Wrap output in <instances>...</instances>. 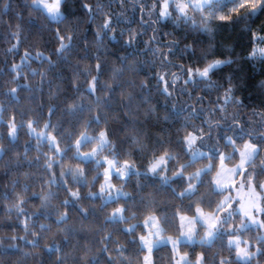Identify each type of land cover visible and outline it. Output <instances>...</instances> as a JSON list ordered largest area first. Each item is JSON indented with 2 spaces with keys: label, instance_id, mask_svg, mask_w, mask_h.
<instances>
[{
  "label": "snow or ice",
  "instance_id": "obj_1",
  "mask_svg": "<svg viewBox=\"0 0 264 264\" xmlns=\"http://www.w3.org/2000/svg\"><path fill=\"white\" fill-rule=\"evenodd\" d=\"M17 7L0 0V22L14 11L17 21L0 34V264H264V102L249 108L223 67L264 64V0ZM225 29L243 38V56L235 40L217 51ZM205 35L214 43L197 55ZM112 41L133 51L108 82ZM144 65L143 123L110 128L123 73Z\"/></svg>",
  "mask_w": 264,
  "mask_h": 264
},
{
  "label": "clouds",
  "instance_id": "obj_2",
  "mask_svg": "<svg viewBox=\"0 0 264 264\" xmlns=\"http://www.w3.org/2000/svg\"><path fill=\"white\" fill-rule=\"evenodd\" d=\"M89 3H94L95 0H87ZM75 9H70V12L75 13ZM77 22L73 19H69L68 24L65 26V30H71L76 27ZM202 41L198 42L197 47V55L201 53V51L207 52L208 51V45L210 43H214L207 37L206 35L203 37ZM131 55V53L129 54ZM238 55L243 56V51H241ZM214 57L209 54L208 59H213ZM136 59H139L137 57ZM107 71L105 72L102 79L104 81H109V77L111 76V69L114 67H120V63L117 61V59H113L111 55V50H109V54L107 57ZM226 73L231 72L234 76L239 77V79L236 81L238 86L246 85V81L249 77L255 78L257 76L260 77V79L255 83L254 88L258 92V89L260 87V82L264 81V75H261V73H264V64L262 65H256L249 63L246 59H239L235 61L231 65H224ZM148 66L144 65L142 71L140 72H130L125 70L122 76V83L118 86L120 90L123 91V97H120L119 91L114 93V102H113V113L115 116L118 117V119H113L112 114H110L109 119V127L112 129H119L122 124L131 122L133 118H136L139 122L143 123L145 117L143 114V106L140 107L139 111L137 110V104L139 103V97L142 95L141 89L139 87L140 81L143 79L144 71H147ZM95 75V73H93ZM130 81H135V86H133ZM132 94L134 97H136L135 100L132 102L129 101L128 97L129 94ZM103 95V93H101ZM153 132L157 131L156 128L152 129ZM115 139L117 143L123 142V133L116 132L115 133Z\"/></svg>",
  "mask_w": 264,
  "mask_h": 264
},
{
  "label": "trees",
  "instance_id": "obj_3",
  "mask_svg": "<svg viewBox=\"0 0 264 264\" xmlns=\"http://www.w3.org/2000/svg\"><path fill=\"white\" fill-rule=\"evenodd\" d=\"M77 2L79 3V0H77ZM19 5H22V0H14V8L16 10H19V8L17 6ZM24 15L25 17H27V11L24 12ZM16 19H15V11L13 13H11L10 15H4L3 16V20L2 22H0V34L3 33L4 29L7 27L8 24H12L13 26L15 25L16 23ZM133 27H135V25H133ZM171 26H169V29H170ZM165 30H168V29H165ZM178 34H179V30H178ZM92 35V30L91 28L89 29L88 31V36L91 37ZM148 35H151V33L149 32ZM146 39V37H144ZM221 38H224V39H227L229 41L231 40H235L236 42V49L238 52H241L242 51V48H241V41H242V37H240L235 31H233L232 29H225L221 36L218 37V40H217V51L219 52V40ZM204 39V38H202ZM51 40V37L45 33L44 35V41L46 43H44L42 46L44 49H51L52 47V43H49L48 41ZM116 45V42L115 41H112L110 44H109V48L111 50V55H112V58L115 59L117 58L118 56L124 54L125 52H128V53H131L133 51V48L127 46V45H124L122 47L120 46H115ZM8 45L3 43L2 42V35H0V49H3L5 47H7ZM143 39L140 40V42L138 43V45L135 46L136 50H137V53H138V50L140 48H143ZM22 54V51L21 53ZM139 54V53H138ZM141 58H143V56L141 55ZM16 61L19 62V55L16 56ZM191 58L190 57H184L183 60L184 62H188ZM0 60H2V57H0ZM37 66V63H33V67H36ZM173 70H176V69H173ZM150 77L152 76V72L149 71L147 73ZM65 75L66 76H70L71 75V72L69 69H65ZM261 75H264V73H261ZM260 79L259 76L255 77V78H252V77H249L246 81V85H241L240 86V91L237 93L238 95H243V98L245 99V103L248 104V107L251 108V107H254V106H259L262 102H264V98H262L260 96V94L255 90L254 88V85L255 83ZM249 93H251V95H249ZM196 94H199V93H194V95ZM213 99H215V95L213 94ZM3 97H0V100H2ZM171 99V98H170ZM187 99V95L186 94H183L180 96V100L183 101V100H186ZM153 103L156 104L157 108L163 112L166 108L171 111V105L170 103H168L166 105L165 103V100L163 99V96L162 95H159V96H156L155 99L153 100ZM205 103H207V101H205ZM197 123H199V121H197ZM173 124H175L176 126L179 125V120H175L173 121ZM159 130V129H157ZM173 131H174V128H173ZM23 139H26V137L23 136V133H22V141H21V144L23 143ZM34 154V153H33ZM33 171H35V168L32 169ZM6 181V177L0 173V191H3L4 190V183ZM170 211V210H169Z\"/></svg>",
  "mask_w": 264,
  "mask_h": 264
},
{
  "label": "rangeland",
  "instance_id": "obj_4",
  "mask_svg": "<svg viewBox=\"0 0 264 264\" xmlns=\"http://www.w3.org/2000/svg\"><path fill=\"white\" fill-rule=\"evenodd\" d=\"M229 134H231V133H229Z\"/></svg>",
  "mask_w": 264,
  "mask_h": 264
}]
</instances>
